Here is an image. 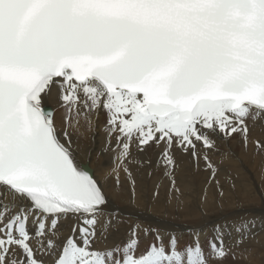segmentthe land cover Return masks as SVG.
Returning a JSON list of instances; mask_svg holds the SVG:
<instances>
[{"label":"snow or ice","instance_id":"obj_1","mask_svg":"<svg viewBox=\"0 0 264 264\" xmlns=\"http://www.w3.org/2000/svg\"><path fill=\"white\" fill-rule=\"evenodd\" d=\"M81 120L113 156L99 178L76 154ZM259 121L264 0H0V264L239 258L264 217L238 210L212 157ZM184 160L206 173L211 223L203 207L181 221ZM158 173L152 221L138 198Z\"/></svg>","mask_w":264,"mask_h":264},{"label":"bare ground","instance_id":"obj_2","mask_svg":"<svg viewBox=\"0 0 264 264\" xmlns=\"http://www.w3.org/2000/svg\"><path fill=\"white\" fill-rule=\"evenodd\" d=\"M102 123H103V119H101V124ZM72 135H73L74 141H76V144L78 145L77 148H76L77 157L82 162V167H84L86 171L90 172L91 174H93V175L97 176V178H99L100 174L102 172L109 171L110 169H112L114 167L113 156H112L111 153H107V154L101 155V148L103 146V139H104L103 132H100L99 134H97L96 138H95V141H93V139H92L93 132L89 131L87 125L84 123L83 120H81L79 131H72ZM257 142L261 146H264V121H259V122L255 123L253 125H250V133H249V138H248L247 145H245L242 142L240 137H237L236 139L229 141V143L227 145L221 144L220 145V151L215 153V154H213V157H212L213 161H216V163H219V162L223 163V165L220 167V169L222 171L226 170L225 167H231V166L234 165V163L229 165V163H230V160H229L230 155H229V158H228L227 157L228 155L227 156L224 155L225 153H227L229 151L230 152H234L235 148H238L239 152L242 154V147H245V146H248V145H252V144L257 145ZM89 152H91L90 157L88 156ZM218 156H219V159H217ZM89 158L91 160L90 163L87 162ZM188 162L189 161H187V160L182 161L179 170L176 172V182H177L176 183V187L179 188L180 193L182 194L180 199L183 201V205H184V208H185L184 213L181 214V221L183 223H189V221H188V206H187V199H188L187 191L190 188V186L188 187V184H187ZM242 165L244 166L245 169L241 165L238 164L239 167L237 169V175H238V177L240 179H242V183L238 182L237 183V187H240L242 185L243 190H241V192L242 193H246L247 190L249 188H251L250 186H248L249 184L247 182L250 179L248 180V177L245 174V172L248 174L249 167L244 165L243 162H242ZM226 172H227V170H226ZM159 178H160V176H159V173H158L157 176L154 177L152 180H145L144 191L142 192V194L138 198L139 207L144 208L145 205H147V210L144 213V217L146 219L152 220V221H155V220L159 219L160 215L164 211H166L165 200H166V196L168 194V189H169V181L167 179H162V183H161L160 189H159V191H160L159 199L156 200V201H153L151 199L152 193L154 191V186L156 184V180L159 179ZM232 178H234V175H233ZM119 179L121 180V182H124V174L122 172L120 173ZM219 179H221V178H219ZM113 182H114V178H113ZM235 182H236V180H235ZM211 193L212 192H210V194ZM176 195L177 194L175 192H172V196L173 197H175ZM190 196L192 197V195H190ZM244 198H246V197H244ZM248 199H249V197H248ZM255 199H250V200H244L243 199V200H240L241 206L243 205L244 207L240 208L238 210H240V211H248V210H251V206L252 205L253 206L254 205H259V202L257 200H255ZM175 202H176L175 199H173V203H175ZM256 208H257V206H256ZM259 212L253 211L252 215H255V217H256V216L259 215ZM197 217H198V219L200 218L199 216H197ZM258 217H264V211H261V215H259ZM214 218L209 219V222L210 223L213 222ZM255 237L256 236H254L253 240H249L248 243L249 242H254V244L256 246H259L260 244L264 245V233L259 235L257 238H255ZM244 248L245 247H243L241 249L242 253L245 251ZM261 253H263V252H261ZM257 255L259 256L258 253H257ZM261 260L262 261L260 262V260H258V259L255 260L254 258H252L253 264H264L263 259H261Z\"/></svg>","mask_w":264,"mask_h":264},{"label":"rangeland","instance_id":"obj_3","mask_svg":"<svg viewBox=\"0 0 264 264\" xmlns=\"http://www.w3.org/2000/svg\"><path fill=\"white\" fill-rule=\"evenodd\" d=\"M227 157L229 158V155ZM217 159H219V156L217 157ZM229 160H230L229 165L233 164V163H234V165L231 167H225L227 172H226V170L222 171L220 169L221 171H220V175L218 178H221V179H219V180L223 184L226 183L225 184L226 187H227L228 183L235 182V180H236L235 184L237 187L238 182L242 183V179H240L237 175V169L239 167L238 164L241 165L243 168H244V166L242 165V162L244 163V165L248 166L249 167L248 174L246 172H245V174L247 175L248 180L250 179L247 182L249 184L248 186H250L251 188H249L246 193H242L241 192V190H243L242 185L240 187H237L236 188V190H237L236 196H237V199L239 201L243 200V199L244 200H250V199L256 198L255 200H257L259 202V205H254V206L252 205L251 210H248L246 212L250 214V217H253V216L255 217V215H252L253 211H257V212L260 211L259 215H261V211H264V200H262L260 198V193L264 192V178H263L264 177V146H261L260 148H258L257 145L252 144V145L242 147V154L239 152L238 148H235L234 152H231ZM213 162L216 163V161H213ZM216 164L219 167H221L223 165V163H221V162L216 163ZM205 175H206V173L197 172L196 169L192 166V164L190 162H188L187 184H188V187L190 186V188L187 191V196H188L187 206H188V221H189V223L198 220L197 216H199V209L201 207H203L205 211L209 212V219L214 218V213L211 209V204L209 203L210 206L209 205L205 206L204 204H202L203 195H204L203 190L206 187V185H204V183H203ZM233 175H234L235 179L232 178ZM210 192H212V191L209 190V192H208L209 201H211V194H212V193L210 194ZM190 195H192V197ZM243 196L246 198H244ZM248 197H249V199H248ZM256 206H257V208H256ZM243 207L244 206L242 205L240 208H243ZM258 216H256V217L260 218ZM258 223H259V220H258ZM254 231L255 232L259 231L258 234L255 235L256 236L255 238H257L259 235L264 233V230L259 228V227L257 229H255ZM249 240H253V238L245 240V242L238 249H236V251L238 253H240L239 258H237V259L229 258L225 262V264H253L252 258H254L255 260L258 259V260H260V262L262 261L261 259H263V261H264V245L260 244L259 246H256L254 244V242L248 243ZM243 247H245L244 248L245 251L242 253L241 249ZM261 252H263V253H261ZM257 253L259 254V256L257 255Z\"/></svg>","mask_w":264,"mask_h":264}]
</instances>
